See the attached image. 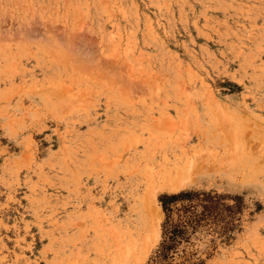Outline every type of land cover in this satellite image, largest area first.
Wrapping results in <instances>:
<instances>
[{
	"label": "rangeland",
	"instance_id": "374dc122",
	"mask_svg": "<svg viewBox=\"0 0 264 264\" xmlns=\"http://www.w3.org/2000/svg\"><path fill=\"white\" fill-rule=\"evenodd\" d=\"M0 264H264V0H0Z\"/></svg>",
	"mask_w": 264,
	"mask_h": 264
},
{
	"label": "bare ground",
	"instance_id": "6f19581e",
	"mask_svg": "<svg viewBox=\"0 0 264 264\" xmlns=\"http://www.w3.org/2000/svg\"><path fill=\"white\" fill-rule=\"evenodd\" d=\"M82 45V44H81ZM201 160V159H200ZM198 162V161H197ZM193 163V162H192ZM183 164V163H182ZM185 164V163H184ZM201 164H202V162H201ZM172 165V164H171ZM194 165V164H193ZM204 165V164H203ZM173 166V165H172ZM175 166H178V164H176ZM210 166V165H209ZM224 166V165H223ZM230 166V165H229ZM179 167H181V164H180V166ZM193 167L194 166H192V164H191V166H190V168H189V170H190V172H193L192 170H193ZM197 167V166H196ZM164 168V170H162ZM162 169H161V171L159 172V173H157L158 174V179H159V182H160V184H161V181L160 180H162V184H164V185H166L167 187H169V186H176V185H178V182L179 181H177V178L176 179H174V176H175V174L173 173V168H175V167H172V169H166L165 170V168L166 167H163ZM169 168V167H168ZM171 168V167H170ZM177 168V167H176ZM175 168V169H176ZM186 168V167H185ZM188 169V168H187ZM181 169H179L178 170V172H182V171H180ZM183 170V169H182ZM185 170V169H184ZM198 170V169H197ZM177 171V170H176ZM175 171V172H176ZM212 171V170H211ZM185 173V172H184ZM177 174V173H176ZM181 175V174H180ZM183 175V174H182ZM190 175V174H189ZM236 175V174H235ZM185 177H186V175H184ZM220 176V175H219ZM177 177H179L178 175H177ZM178 179H180V178H178ZM183 180V179H182ZM184 180H186V179H184ZM193 180V179H192ZM195 180V179H194ZM240 181V180H239ZM158 182V181H157ZM183 182V181H182ZM181 182V183H182ZM185 183H187V181L185 182ZM184 183V184H185ZM183 184V185H184ZM182 185V184H181ZM179 186V185H178ZM185 186V185H184ZM183 186V187H184ZM164 188H166V187H164ZM174 188V187H173ZM180 188V186L177 188V189H179ZM181 189V188H180ZM170 190V189H169ZM170 192V191H169ZM153 196V195H152ZM151 198V197H150ZM154 199V198H153ZM145 201V200H144ZM154 201V200H153ZM147 202V201H146ZM145 204V203H144ZM149 204V203H148ZM145 206V205H144ZM146 206H148V205H146ZM145 206V207H146ZM152 207V206H151ZM147 208V207H146ZM153 208V207H152ZM152 210V209H151ZM157 211V210H156ZM161 212V211H160ZM158 213V212H157ZM156 213V214H157ZM162 214V213H161ZM148 215V214H147ZM158 216H160L159 214H158ZM157 216V217H158ZM152 218H154L153 217V215H152ZM156 218V217H155ZM154 218V219H155ZM158 219V218H157ZM156 219V220H157ZM153 220V219H152ZM151 223V222H150ZM153 223H151V225H152ZM153 226L156 228V231L154 232L155 234H157V237H156V239H154V240H157L158 239V237L160 236V226H159V221L156 223H154L153 224ZM154 228V229H155ZM149 229V228H148ZM151 229V228H150ZM152 230V229H151ZM151 232V231H150ZM152 235V234H151ZM155 236V235H154ZM153 237V236H152ZM148 239H149V237H148ZM147 239V240H148ZM151 239V238H150ZM149 243L151 242L150 240L148 241ZM147 242V243H148ZM153 242H155V241H152L151 243H153ZM154 244V243H153ZM151 244H149L148 245V247L150 246ZM136 246V245H135ZM150 248V247H149ZM128 250V249H127Z\"/></svg>",
	"mask_w": 264,
	"mask_h": 264
},
{
	"label": "trees",
	"instance_id": "16d2710c",
	"mask_svg": "<svg viewBox=\"0 0 264 264\" xmlns=\"http://www.w3.org/2000/svg\"><path fill=\"white\" fill-rule=\"evenodd\" d=\"M178 197H176V198H173V199H177ZM166 208V207H165Z\"/></svg>",
	"mask_w": 264,
	"mask_h": 264
}]
</instances>
